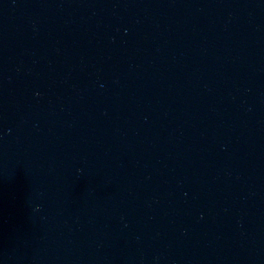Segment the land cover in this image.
<instances>
[{"label":"water","instance_id":"obj_1","mask_svg":"<svg viewBox=\"0 0 264 264\" xmlns=\"http://www.w3.org/2000/svg\"><path fill=\"white\" fill-rule=\"evenodd\" d=\"M0 264H264V0H0Z\"/></svg>","mask_w":264,"mask_h":264}]
</instances>
